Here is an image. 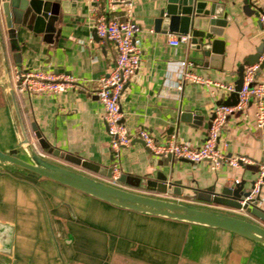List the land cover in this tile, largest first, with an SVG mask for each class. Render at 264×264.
Listing matches in <instances>:
<instances>
[{
    "label": "crops",
    "instance_id": "crops-1",
    "mask_svg": "<svg viewBox=\"0 0 264 264\" xmlns=\"http://www.w3.org/2000/svg\"><path fill=\"white\" fill-rule=\"evenodd\" d=\"M164 1L132 0L130 18L137 25L134 36L141 57L138 69L121 90V122L134 135L143 128L158 142L174 134L179 141L198 145L206 134L211 108L229 99L230 92L182 81L178 62L188 57L194 62V72L234 86L242 59L264 49V29L258 23L260 7L258 0H218L231 15L221 31L222 54L203 57L199 51L189 49L187 41L170 44L168 38L177 34L175 31L154 26ZM93 6L89 0H74L65 11L60 9L55 23L58 31L52 42L41 39L40 33L20 28L15 36L18 49L11 50L3 37L0 80L4 64L12 89L18 70L39 67L53 74L76 75L81 85L73 90L14 92L18 112L27 132L32 125L50 147L109 170L112 155L102 106L92 92L112 65L116 50L112 42L102 41L95 34L93 18L94 13L102 12L109 19H123V11L119 6L107 10L103 0L95 10ZM254 80L264 82V65ZM2 92L0 87V150L15 143ZM254 112L250 98L242 110L227 117L221 131L220 140L227 142V153L248 160L238 167L222 164L212 170L206 161L193 163L175 158L167 163L164 157L150 153L136 136L122 147L119 174L143 179L161 170L181 186L198 192L168 195L126 182L119 185L198 208L240 215L218 203L217 196L223 187L239 179L250 187L257 173L248 164H264V126L255 125ZM45 156L104 180L98 172L63 157ZM208 196V201L201 199ZM259 197V206L264 209V183ZM246 217L264 226L259 219ZM0 260L15 264H264V247L228 230L114 206L46 177L34 178L15 170L7 174L0 165Z\"/></svg>",
    "mask_w": 264,
    "mask_h": 264
},
{
    "label": "water",
    "instance_id": "water-1",
    "mask_svg": "<svg viewBox=\"0 0 264 264\" xmlns=\"http://www.w3.org/2000/svg\"><path fill=\"white\" fill-rule=\"evenodd\" d=\"M70 1L74 0H0L1 54L3 53V37H6L11 50L18 49L15 44V36L20 28H27L34 34L40 33L41 39L52 42L58 31L55 23L59 18V10L64 9L65 11V7ZM209 1L208 5V0H165L158 10L154 26L162 30L175 31L177 34L188 33V48L199 51L203 57L208 56L210 53L222 54L220 48L222 44L220 40L221 31L222 27L231 19V15L227 13L222 2L220 3L218 0ZM71 4L73 5L72 2ZM260 53L255 51V53L242 59L236 69L237 76L233 87L235 90L230 92L229 99H224L218 104L233 105L237 102V91L242 82V69L246 65L257 63ZM14 62L16 63L17 59H14ZM263 65L264 58L258 62L255 74ZM2 77L0 87L7 105L12 130L15 133L14 145L0 150V165L4 166L5 173L8 174L9 170H15L34 178L46 177L114 206L144 214L157 215L169 220L173 219L189 224L194 223L228 230L244 238H249L264 247V226L246 217L249 215L264 222V209L259 206L262 201L259 193L252 198H245L254 185L253 181L250 187L245 186L244 179L234 181L232 185L223 187L217 196L218 203L235 211L239 210L240 212H237L240 215H238L198 208L173 199L150 196L119 185L126 182L130 186H143L147 191L156 190L157 193L168 195L183 194L188 196L191 190L192 192H198L196 189L181 186L178 180L171 179L170 175L161 170L156 171L153 177L143 179L120 173L116 178V182L109 184L100 178H94L81 171L54 163L47 159L45 155L63 157L64 160L76 166L79 165L94 173L98 172L102 176L101 178H109L111 174V169L101 168L97 164L80 157L74 158L73 156L61 154L59 150L50 147L41 133L32 125L30 131L27 132L17 109L16 97L8 77L6 64L2 67ZM32 139H34V142H32ZM138 141L143 145L141 139L138 138ZM164 158L167 163L173 161L171 156ZM180 160L189 161L183 158ZM248 165L253 168L254 172H258V166ZM201 199L208 201L210 197ZM243 201L244 203H241ZM0 264L15 263H3L0 260Z\"/></svg>",
    "mask_w": 264,
    "mask_h": 264
},
{
    "label": "built area",
    "instance_id": "built-area-1",
    "mask_svg": "<svg viewBox=\"0 0 264 264\" xmlns=\"http://www.w3.org/2000/svg\"><path fill=\"white\" fill-rule=\"evenodd\" d=\"M94 4L92 10L100 0H89ZM105 8L110 10L117 6L122 7L123 19L107 18L102 12L94 13L93 29L95 34L102 40L112 42L116 53L113 63L107 72L99 78V84L93 92L102 106L103 122L108 135V149L112 155L110 164L111 174L104 178L109 184H114L119 175L118 161L122 147L127 146L133 136L143 142V146L156 157L171 156L175 159H186L193 163L206 161L212 170H217L222 164L232 167L247 162V158L229 154L227 142L220 140L221 131L224 128L227 117L236 110H242L251 98L255 107V125H264V82L254 80L258 62L264 58V49L260 53L257 63L246 65L242 71V82L237 91V102L230 104H216L211 108L208 128L205 136L198 145L179 141L174 134H170L164 142L156 141L146 129L138 128L136 134L130 133L121 122V111H119V98L124 84L138 69L140 63L141 48L134 34L137 25L130 18L132 0H103ZM260 7L258 23L264 29V0H258ZM189 39L188 33L175 34L168 38V42L176 45ZM179 73L182 81H192L203 86H211L212 89L232 92L233 85L211 80L209 77L201 76L193 71L194 62L190 58L178 62ZM15 82L13 91L16 94H38L42 92L56 93L73 90L80 87L81 81L76 75L67 73L53 74L50 71L37 67V69L18 70L14 74ZM179 87V86H178ZM264 183V164L258 166L257 177L249 195L252 198L258 194ZM241 203H244L241 202ZM240 212L239 210H237Z\"/></svg>",
    "mask_w": 264,
    "mask_h": 264
},
{
    "label": "rangeland",
    "instance_id": "rangeland-1",
    "mask_svg": "<svg viewBox=\"0 0 264 264\" xmlns=\"http://www.w3.org/2000/svg\"><path fill=\"white\" fill-rule=\"evenodd\" d=\"M221 212H226V211H221ZM227 213V212H226Z\"/></svg>",
    "mask_w": 264,
    "mask_h": 264
}]
</instances>
